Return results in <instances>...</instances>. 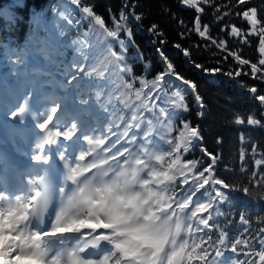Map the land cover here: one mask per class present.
Returning <instances> with one entry per match:
<instances>
[{
	"label": "snow or ice",
	"instance_id": "obj_1",
	"mask_svg": "<svg viewBox=\"0 0 264 264\" xmlns=\"http://www.w3.org/2000/svg\"><path fill=\"white\" fill-rule=\"evenodd\" d=\"M177 3L195 13L191 24L171 13L179 40L200 39L173 47L201 73L246 89L251 106L230 123L264 130V89L237 79L264 82V0ZM140 7L122 0L105 18L84 0H55L50 20L32 17L25 46L5 48L0 92L13 106L4 115L12 127L30 115L33 127L23 152L14 136H0V264H264V145L241 132L238 167L204 146L185 118L189 97L204 115L199 86L159 47L168 41L157 23L145 31L163 67L148 78L133 32ZM204 54V63L193 59ZM9 144L25 159H13ZM241 193L261 211L234 207Z\"/></svg>",
	"mask_w": 264,
	"mask_h": 264
},
{
	"label": "trees",
	"instance_id": "obj_2",
	"mask_svg": "<svg viewBox=\"0 0 264 264\" xmlns=\"http://www.w3.org/2000/svg\"><path fill=\"white\" fill-rule=\"evenodd\" d=\"M55 0H23L25 7L16 8L14 0H0V11L15 15L17 19L16 24H9L4 15H0V71H7L3 67L2 56L6 47H23L26 44L29 34L32 32L31 19L33 16L40 14L43 21H48L52 18V12L49 5L54 3ZM85 3L94 6L98 14L103 15L105 18L108 16V9L117 11L121 7L122 0H84ZM141 7L137 9L138 12L143 13L144 19L142 26L139 28L134 27L135 43L139 46L140 51L143 53L146 62H150L151 69L149 79L155 76L162 70V63L159 54L155 51V46L151 43L152 37L147 31L152 23H157L164 33V39L168 42L159 47L167 54L169 59L173 62L176 70L186 78L193 80L199 86V92L203 98L205 108L203 109L204 115L197 116L199 110L192 97L188 98L190 104V111L185 114V118L190 120L194 125H198L202 136L203 144L207 149L213 153L222 152L224 162L229 166H237L239 164L238 150L240 148L239 135L244 132L250 136L253 141H258L264 145V130L252 129L249 127H240L230 123L234 112L243 111L251 106L249 100L250 93L246 89H242L230 77L224 76L220 73L215 75L201 73L195 69L191 64L186 62L185 57L179 50L173 47L175 42H181L184 47H189L191 42L197 41L200 38L198 35L193 34L190 40H179L180 28L177 27L176 21L172 20L171 13H176L178 17H182L186 22L191 24L195 15L194 10L183 8L177 3V0H139ZM259 0H257V3ZM251 6V5H250ZM167 8L169 11L165 12ZM210 15L203 16V23H210ZM233 23L241 25V21L233 18ZM219 32L218 25H211V33L216 36ZM43 36V32H39ZM74 35V33H73ZM220 35H223L222 33ZM231 41V37H225ZM134 51L130 55H134ZM243 51L246 55H251L249 48L244 47ZM72 50L67 52V59H71ZM207 54L194 55L193 59L197 62L204 63ZM131 62V61H130ZM43 64V61H41ZM48 71L55 72L54 66H49ZM137 74L143 71L141 64L135 65ZM57 79H60L57 76ZM245 81L248 85L256 84L258 87L264 89V82L254 81L251 77L241 76L237 78ZM258 114V112H257ZM222 143L217 144V139ZM196 156L201 155L199 150L195 153ZM189 158H192L191 156ZM249 167H254V163L249 159ZM221 174H223V164L220 165ZM227 179L231 181L232 177L228 176ZM233 206L236 208H249L253 213L260 212L259 207H253V202L248 198L243 197V194H233ZM231 211V208L225 209ZM233 217V219H237Z\"/></svg>",
	"mask_w": 264,
	"mask_h": 264
},
{
	"label": "rangeland",
	"instance_id": "obj_3",
	"mask_svg": "<svg viewBox=\"0 0 264 264\" xmlns=\"http://www.w3.org/2000/svg\"><path fill=\"white\" fill-rule=\"evenodd\" d=\"M7 104L8 105V108H5L4 105ZM13 106V100L10 96L8 95H4V99L2 100L1 98V103H0V113L4 115L5 111H7L8 109H10L11 107ZM34 110L36 108H39L40 105H37V104H34ZM10 117V116H9Z\"/></svg>",
	"mask_w": 264,
	"mask_h": 264
},
{
	"label": "bare ground",
	"instance_id": "obj_4",
	"mask_svg": "<svg viewBox=\"0 0 264 264\" xmlns=\"http://www.w3.org/2000/svg\"><path fill=\"white\" fill-rule=\"evenodd\" d=\"M8 120V119H7ZM5 121H6V119H4V118H1V115H0V123H2L3 124V122L5 123ZM11 121L12 122H14V120H12L11 119ZM11 121L8 123V121H7V125L5 124V126H8L9 124V126H11ZM27 121H29V119H25V122L24 123H27Z\"/></svg>",
	"mask_w": 264,
	"mask_h": 264
}]
</instances>
